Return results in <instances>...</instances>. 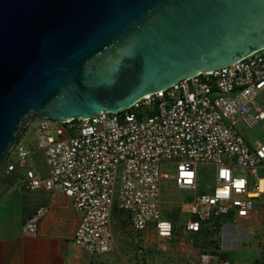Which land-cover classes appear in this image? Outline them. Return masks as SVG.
Listing matches in <instances>:
<instances>
[{"label":"built area","instance_id":"2783aa9c","mask_svg":"<svg viewBox=\"0 0 264 264\" xmlns=\"http://www.w3.org/2000/svg\"><path fill=\"white\" fill-rule=\"evenodd\" d=\"M32 122L43 142L46 177L29 164L21 140L8 153L25 168L29 190L60 191L70 198L81 213L73 240L89 254L113 250L115 207L128 215L134 232L153 226L159 249H165L163 240L172 239L175 229L161 214L163 178L192 193L183 223L187 258L193 255L194 236L217 221H254L264 212V136L256 142L254 135H244L264 131V47L232 65L147 94L117 113L69 121L35 117ZM3 163L6 174L17 169L15 163ZM166 165L173 174L164 171ZM203 173L212 186L199 191ZM46 212L39 206L23 222L22 234L36 236ZM197 254L198 264H237L211 251Z\"/></svg>","mask_w":264,"mask_h":264},{"label":"water","instance_id":"95a60500","mask_svg":"<svg viewBox=\"0 0 264 264\" xmlns=\"http://www.w3.org/2000/svg\"><path fill=\"white\" fill-rule=\"evenodd\" d=\"M264 47V0H0V164L35 117L117 113Z\"/></svg>","mask_w":264,"mask_h":264},{"label":"crops","instance_id":"0c3cea01","mask_svg":"<svg viewBox=\"0 0 264 264\" xmlns=\"http://www.w3.org/2000/svg\"><path fill=\"white\" fill-rule=\"evenodd\" d=\"M186 202L179 204L185 213L183 221L178 224L170 220L177 235L183 238L187 236L183 230ZM42 205L47 207V212L38 224L37 235L24 236L23 222ZM116 211L120 213L116 212L114 220L111 218L113 250L89 254L73 240L81 213L74 210L70 198L60 191L44 188L4 190L0 196V264H171V248H175L171 238L163 240L165 249L161 250L153 226L141 233L134 232L128 215ZM121 214L125 217L120 218Z\"/></svg>","mask_w":264,"mask_h":264},{"label":"rangeland","instance_id":"374dc122","mask_svg":"<svg viewBox=\"0 0 264 264\" xmlns=\"http://www.w3.org/2000/svg\"><path fill=\"white\" fill-rule=\"evenodd\" d=\"M34 119L29 121L25 130L22 129L20 140L30 153L29 164L36 169L41 178H44L46 176V165L43 150L39 148L43 142L38 138L33 128L32 121ZM244 135L246 138L254 135V138L258 139L256 142H258L260 141L259 137L264 136V131L255 129L252 132L245 131ZM6 158L9 162L15 163L17 169L10 174H6L4 163L0 164V192L4 190H29L25 178V168L15 161L14 155L10 156V153H7ZM200 168H203V166H200ZM164 171L169 174L174 173L170 165H166ZM173 182L171 177L161 180V214L163 218L173 219L180 224L185 217V213L180 210L179 204L191 199L192 193L178 191ZM199 185V191L209 190L212 186V180L207 174L203 173L199 179ZM175 201L178 204L173 203ZM116 212L118 211L113 210L111 217L113 220ZM124 214L126 215V213ZM125 215L121 214L119 217H125ZM226 221L225 218L217 221L210 229H206L203 235L200 234V237H196L193 240V254L198 255V251L206 250L216 252L220 257L237 264H264V212L260 213L254 221H242L238 224ZM250 226H254V232L252 233L248 231ZM171 240L172 247H175L174 250L171 248V264H192L190 261L198 264V260L194 258V255H189L187 258L184 254L186 247L184 244L189 240L188 236L183 238L175 232V236Z\"/></svg>","mask_w":264,"mask_h":264},{"label":"trees","instance_id":"16d2710c","mask_svg":"<svg viewBox=\"0 0 264 264\" xmlns=\"http://www.w3.org/2000/svg\"><path fill=\"white\" fill-rule=\"evenodd\" d=\"M26 129V126L24 127V130ZM23 130V131H24ZM20 141V135L18 136V139H17V142H19ZM114 210H117V208L115 207L114 208ZM120 211V210H119ZM204 233V232H203ZM203 233L201 234V235H203ZM200 234H196L195 236H194V239H196V237H200L201 236ZM214 253H216V252H214Z\"/></svg>","mask_w":264,"mask_h":264}]
</instances>
